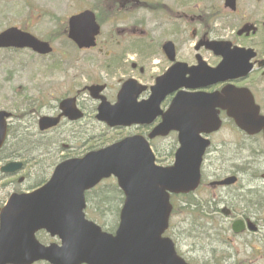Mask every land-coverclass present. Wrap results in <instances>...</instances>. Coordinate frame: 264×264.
<instances>
[{
  "label": "water",
  "instance_id": "water-1",
  "mask_svg": "<svg viewBox=\"0 0 264 264\" xmlns=\"http://www.w3.org/2000/svg\"><path fill=\"white\" fill-rule=\"evenodd\" d=\"M226 3L234 7V0ZM98 30L91 11L69 18L68 37L79 47L94 44ZM215 44L213 49L223 55L221 64L216 72L190 69V86L235 77L249 68L247 60L251 53L229 49L228 43ZM1 46L29 47L38 53L51 51L48 42L17 27L0 32ZM168 76L166 73L160 77L162 84L167 83ZM195 80L200 82L196 84ZM101 89L102 86L89 87L93 97H98ZM157 89L154 87L147 102L134 103L128 88L123 86L118 102L113 106L103 102L97 118L111 126L149 123L156 116L155 109L163 96L161 93L157 97ZM60 108L62 114L71 119L82 115L71 99L61 101ZM220 109L248 134L263 131L264 135V115L259 114V107L245 87L228 84L220 91L178 94L163 121L148 135L151 138L166 134L169 129L179 132L180 146L172 165H156L145 137L132 135L82 157L65 159L56 165L48 181L40 187L30 192L11 193L0 208V264H32L38 260L51 264H187L176 254L172 240L162 236L172 209L169 194L187 193L198 186L202 156L209 144L200 133L220 127ZM10 114L0 111V148L6 136L5 117ZM57 122L58 118L42 116L39 126L43 129ZM21 167L22 162L10 161L1 166L0 171L9 173ZM111 175L116 177L124 194L114 233L103 231L84 214L85 191ZM234 181L235 177L229 176L217 183ZM250 224L248 227L253 229ZM244 228L242 220L232 224L234 232ZM38 230L57 236L59 243L42 244L35 235Z\"/></svg>",
  "mask_w": 264,
  "mask_h": 264
},
{
  "label": "rangeland",
  "instance_id": "rangeland-1",
  "mask_svg": "<svg viewBox=\"0 0 264 264\" xmlns=\"http://www.w3.org/2000/svg\"><path fill=\"white\" fill-rule=\"evenodd\" d=\"M144 1L146 6L141 7ZM169 1L138 0L139 8L121 11L117 20H114L113 16L110 18L105 16L101 19V33L97 38V46L78 50L67 40V18L74 12L96 4V0H0V31L9 26H18L39 38L49 40L54 48L52 54L44 56L37 55L29 49H0V109L13 112L14 116L10 121L15 126L18 125L20 131L21 128L24 131L29 130L32 135L28 139L34 142H30L34 150L38 145L41 152L46 151L40 156L41 163L38 159H31L17 174L6 176L0 173V206L12 191L25 189L32 186L35 180L50 175L52 165L45 168L43 166L46 163H56L63 155L73 150V148L70 150V147L63 150L61 144L69 146L76 144L77 151L84 152L90 147L106 145L127 132L142 131L141 128L135 127L111 129L93 118L74 125L65 122L46 132V137H41L37 133L36 121L40 115L54 110L58 98L77 91L79 100L85 102V106L91 108L90 114L94 115L97 101L83 91V87L93 82H105L112 88L111 91L116 93L122 80L133 74L130 68L122 64L120 66L119 60L114 66H105V61L113 56H121L125 47L129 46V37L123 34L124 29L136 26L145 31L147 36L139 43H143L147 50H143L140 59L147 58L149 62V48L154 45L155 40H163L167 35L165 26L158 32L153 31L150 4L160 3L163 6ZM190 2L199 3L200 8L208 10L211 17L215 13L220 15L224 12L223 0ZM237 7L236 15L232 13L230 17L219 16L212 19L210 17L209 23L216 28L217 36L231 37L232 28H238L243 21L259 20L264 17V2L237 0ZM260 40H264V34L254 37L251 42L257 47L256 43ZM153 66L149 69L148 75L142 76V79L147 76V83L151 82V74L156 69L155 65ZM247 81L256 89L264 87V75L258 72L252 73ZM259 103L264 110V96ZM68 134L74 137L66 138ZM211 139L213 145L202 166L203 185L191 195L192 198L179 196L173 199L175 213L171 216L167 235L174 240L178 253L193 264H264L262 136H245L231 121L224 119L222 127ZM172 143L171 137L151 140L159 164L167 165L173 161L174 157L170 151ZM12 159L20 158L2 159L0 165ZM227 174L238 176L239 180L235 186L215 189L207 186L209 180ZM20 176L24 179L17 182ZM212 198L219 200L218 209L228 206L235 211V217L244 214L252 217L259 223L258 232L245 231L242 234H234L230 229L232 218L225 217L220 211H210L211 207H205L209 211L208 218L194 219L184 211V201L188 199L204 205L205 202L208 204L212 202ZM119 206L115 198L112 205L104 210L101 220L89 209L86 214L103 228L113 230L118 222ZM37 237L43 243L55 241L43 232H39Z\"/></svg>",
  "mask_w": 264,
  "mask_h": 264
},
{
  "label": "flooded vegetation",
  "instance_id": "flooded-vegetation-1",
  "mask_svg": "<svg viewBox=\"0 0 264 264\" xmlns=\"http://www.w3.org/2000/svg\"><path fill=\"white\" fill-rule=\"evenodd\" d=\"M261 2H264V0H261ZM102 7H103L104 15L105 16L110 15L111 17L113 16L114 20L120 18L119 15L123 8L126 11L130 9L132 10L139 8V6L136 5V3L132 2V0H106L105 3L102 5ZM151 18L154 26L153 31L158 32L160 28L165 26V28L167 29V35L163 41H161L160 39L155 40L154 45H152L149 48L150 51V56L148 58L149 62H147V58L144 60L140 59L141 49L147 50V48L143 46V43L141 44L139 42L146 36L144 34H137L136 33L137 30L135 26L134 29H127V30L124 29L123 32L125 36L129 37L128 40V42L130 43L129 46L125 47L126 50L121 53V56H113L109 58V60L105 61V66L106 67L114 66L116 65L115 63H117L119 60L120 66L122 64L124 67L130 68L131 71L133 72L131 76H127L126 78L132 77L139 80L142 83H146L147 85H152L157 75L163 73L166 69H171L172 67L175 66L174 68H172L173 72L170 74L171 76L169 78V80L171 81V87L175 83L182 85L175 88L172 92L167 94L161 100L160 106L161 108L165 109L169 106V104L171 103L172 99L174 98L177 92L188 91L186 85H183L184 81H186L187 77L189 76V74L184 71L186 67L197 65L200 59L206 61L207 64L210 66H215L218 63V61L220 60L219 56L213 54L211 50L206 49L204 45L201 46L199 45L200 47H198L197 45L201 38H205V39L219 38V36L215 34L216 29L212 28L209 24L205 22V19L207 18L205 10L203 8H200L199 3L191 4L190 0H170L166 5H164L158 11L151 10ZM249 21L251 22V20ZM263 22H264V17L260 18L259 20L252 21V23H254L257 26V31L255 33L252 32L249 35H245V36L238 35L236 33L237 28L233 29L232 30L233 35L231 36V40L233 41V43L239 40L240 45L241 43L246 41L250 42L251 44H254L253 42H251V40L254 37L264 34V28L262 27ZM168 40L172 42L171 55H167L163 47V43ZM263 42L264 40H260L259 42L256 43L257 49L255 48V50L257 51V55L254 58L255 61L264 57L262 48H260L259 46V44H262ZM129 54H132V56H130ZM156 58H158V60H156ZM153 65H155L156 69L151 74V82L147 83V79H146L147 76H145V79H142V76L149 73L150 72L149 69H152L154 67ZM257 72L260 73L261 75L264 74L263 70L258 71L257 69ZM250 77L251 75H249L246 78H237L233 82L236 85L248 86L250 90L253 92L255 100L259 102L261 101V97L264 96V87L259 89L254 88L253 84L247 81ZM95 83H103L104 88L100 93L108 101L110 102L115 101L116 93H113L111 91L112 88H110L107 83L105 82H95ZM222 84L218 83L216 85H212L206 88L192 89L191 91H199V90L211 91L213 89L220 88ZM86 86L87 85L83 87V91H86L85 89ZM72 95L75 97V102L78 105V107L83 111L82 120L84 121L91 120L96 117L95 113L94 115L90 114L91 108L86 107L84 104L85 102H83L81 99L79 100V96H78L79 91L75 92V94ZM148 95H149L148 91L144 92L138 97V99H144ZM57 113H59V108L55 106L51 114H57ZM156 121H158V119H156ZM72 123H76V122H72ZM50 130L52 129L46 131L45 130L38 131V133L40 132L46 133ZM171 134H174L175 137V133H171ZM70 137H74V136H72V134L66 135V138H70ZM73 150L74 151L72 152L74 154L83 153L77 151V149H73Z\"/></svg>",
  "mask_w": 264,
  "mask_h": 264
},
{
  "label": "trees",
  "instance_id": "trees-1",
  "mask_svg": "<svg viewBox=\"0 0 264 264\" xmlns=\"http://www.w3.org/2000/svg\"><path fill=\"white\" fill-rule=\"evenodd\" d=\"M102 1V0H99ZM99 19H101V14L99 15ZM13 128V127H12ZM9 137L3 147V150L0 152V159H5L9 157H25L29 158V154L25 146L26 139L19 136L18 134H15L13 136V133H9ZM38 179V178H37ZM42 179V178H41ZM41 179L35 180V183L39 182ZM118 193V196L116 198L119 204L122 202V194L117 189L115 184H108L105 186H98L96 189L92 191L87 197L89 206L88 209L96 215V217L101 220L104 210L107 209L110 205H112V202L114 201L115 193ZM187 206H193L191 208V211L199 210L200 206L196 202L188 201ZM94 218V216H93Z\"/></svg>",
  "mask_w": 264,
  "mask_h": 264
}]
</instances>
